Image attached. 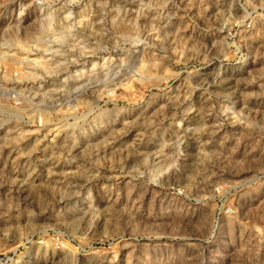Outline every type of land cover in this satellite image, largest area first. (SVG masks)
Here are the masks:
<instances>
[{
  "label": "rangeland",
  "instance_id": "obj_1",
  "mask_svg": "<svg viewBox=\"0 0 264 264\" xmlns=\"http://www.w3.org/2000/svg\"><path fill=\"white\" fill-rule=\"evenodd\" d=\"M38 36L0 264H264V0H0V40Z\"/></svg>",
  "mask_w": 264,
  "mask_h": 264
},
{
  "label": "built area",
  "instance_id": "obj_2",
  "mask_svg": "<svg viewBox=\"0 0 264 264\" xmlns=\"http://www.w3.org/2000/svg\"><path fill=\"white\" fill-rule=\"evenodd\" d=\"M48 1L55 3V0ZM41 3L40 1L39 4L42 5ZM8 42L10 45L7 44ZM58 45L59 43L44 40L38 43L36 40L22 38L12 41L0 40V107L8 106L13 111L21 112L34 106L33 101L39 102L32 87L38 82L46 83L55 79L51 75L42 77V73L48 72L41 71V64L54 61V58H48L46 51L48 47L55 49ZM57 52L50 50L49 53L57 57L59 55ZM31 74L33 78L28 77ZM33 111L37 114L41 113L37 108Z\"/></svg>",
  "mask_w": 264,
  "mask_h": 264
},
{
  "label": "bare ground",
  "instance_id": "obj_3",
  "mask_svg": "<svg viewBox=\"0 0 264 264\" xmlns=\"http://www.w3.org/2000/svg\"><path fill=\"white\" fill-rule=\"evenodd\" d=\"M49 20L51 21L52 19H49ZM52 21H53V20H52ZM48 24H51V22L48 23V21H47V23L45 22V24H44V22H43V24H42L43 27H42V28H45L46 25H48ZM35 38H37V39H35V40H36L38 43H39L40 40H41V41L44 40V41H46V42H53V40L56 41V37H49V38L43 39L42 37L38 36V37H35ZM52 38H53V39H52ZM7 44L10 45L9 42H8ZM49 48H50V50H53V51H55V50L58 51V50H59V48H57V47H56L55 49H52V47H48L47 50H48ZM58 61H59V60H58ZM50 63H51V62H42V64H41V65H42V67H41V68H42L41 71H42V72H49L50 70L48 71V68L51 69V66H52V63H51V64H50ZM44 69H47V71H45ZM78 75H79V74H78ZM28 77H29V78H33L34 76L31 74V75H29ZM40 95H42V94H40Z\"/></svg>",
  "mask_w": 264,
  "mask_h": 264
}]
</instances>
